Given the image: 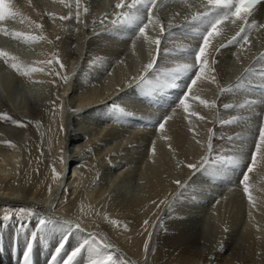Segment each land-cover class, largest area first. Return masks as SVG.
I'll return each instance as SVG.
<instances>
[{"label": "bare ground", "instance_id": "bare-ground-1", "mask_svg": "<svg viewBox=\"0 0 264 264\" xmlns=\"http://www.w3.org/2000/svg\"><path fill=\"white\" fill-rule=\"evenodd\" d=\"M1 1L15 2L12 0ZM17 1L27 7L34 4L30 0ZM101 1L104 3L103 5H106V0H80L79 7H77L76 0H55L54 5L57 7H61L62 4H65V7L66 4L74 5L76 15L79 13L80 16L84 6L88 12L85 14V21L81 20L82 18L78 21L79 28L77 30L73 29L65 34L67 41L65 44L63 42L64 48L62 49L60 44L57 45L58 51L56 50L54 56L55 63L59 59L63 67L56 63L54 68L59 72L58 84L61 86L62 81L65 83L63 77L69 78L70 72L74 68L79 70L81 67L85 68L86 65L93 68L96 63L110 64L107 75L92 85V89H95L98 85L105 83L102 92L94 94L93 91L84 92V89L81 91L78 88L79 93L72 95L76 91L68 94V85L55 90L57 84L53 89L56 94H52L53 97L50 99H47L46 96L45 98L42 95L37 96L24 92L18 94L20 100H16L17 98L8 99L9 96L6 97V93L0 91V264H3L2 259L12 252L30 258L43 257L42 252L54 246L57 247L53 252L54 259L57 262H62L61 264H65V261L77 249H79V254L72 260V264H88L90 259H100L108 255L116 258L118 262L121 261L120 264H264V223L262 227L256 225L254 231L247 232L245 230L247 228L235 223L236 218L221 224L217 217L216 219L203 216L204 218L201 220L194 214L175 213L172 205L170 206L173 211L170 210L171 207L170 211L165 210L166 201H170V198L167 200L170 191L173 189L175 191L172 184L170 186L152 185L147 202L144 199L128 202L119 195L120 192L115 191L114 194L109 193L110 190L107 192L106 182L93 180L91 173L94 170L89 157H93L98 152L100 154L109 153L104 159L108 158L107 162L109 160L114 162L118 159L115 156L124 150L108 152L111 145L101 148L99 143H93L100 128H97L96 134L91 136L93 131L89 134L88 130L86 131L88 127L82 129L83 126H80L81 128H79L71 120L65 125L63 122L65 113L62 108L66 101L71 104L67 106L69 107L68 115L76 111L79 112V110H83L84 114L93 113L98 111L102 102L110 97L119 94L118 98H122L126 94H130L135 87L143 88L146 85L159 83L166 77H172L180 82L175 85L176 91L182 89L177 97L174 90L161 91V86L164 88L163 82L161 86L159 84L152 88L155 92L160 88L161 93L157 97L160 104L168 103L171 97L177 100L166 111L165 117L167 115L169 117L164 123V129H158V133L156 130L155 132L158 139L165 141L172 149H178L183 145L184 133L200 140L201 145H198V148L191 153L190 161L197 166L204 158L212 156L209 170L221 166V163L228 160L226 156L240 150L241 141L237 139L242 140L249 133H257L264 126V106L246 103L252 101L239 86L246 72L242 67H229L227 56H218L208 47L205 53V57L208 58H205L207 71L195 85H192V80L195 79L199 67H195L197 64L196 55L187 54V52L190 50L195 52L197 49L196 45L183 33L193 10L182 9L183 3L177 0H169L159 5L154 12L159 16L160 21L155 32L151 36H147L133 30L128 36L130 45L128 42L126 44L117 39L118 42L125 43L126 45H124L127 46L125 52L117 55L111 50L115 48L113 42L105 43L102 35L104 34L107 38H115L113 35L119 31L118 29L130 25L134 11L142 12V6L148 0H140L132 7L127 6L132 3V0H128L125 7L122 8L116 7L120 0L108 3L107 8L100 5ZM26 10L29 9L26 8ZM56 10L59 11L57 8ZM102 11H106L105 15L99 16ZM122 13H127V17L125 18ZM23 17L25 18V16ZM96 17L98 18L96 19ZM52 19L49 23L46 22L50 25L48 38L56 40L58 18L52 17ZM161 26L163 31H161ZM63 32L66 33L64 29ZM157 39L160 41L159 46L154 43ZM136 41L143 44L138 47ZM129 48L131 49L129 50ZM61 50H64V53ZM127 50L129 51L126 52ZM245 55L246 52H243V56ZM150 62L153 67L147 68ZM97 69L99 68L96 66ZM83 73L82 71V75H80L83 76ZM94 73L98 75L97 72ZM43 74H47V72ZM182 74L188 75V79L180 80L183 78ZM55 81L56 79L54 83H56ZM168 82L165 81V83ZM189 88H191V92H189ZM221 89H226V91L222 92ZM185 97H187L185 101L188 105L187 111L180 103ZM197 97L199 99H196ZM64 98L67 100L65 101ZM200 100L214 102V106L206 107L200 103ZM225 104L232 106L225 108ZM241 105L244 106L241 107ZM149 110L153 113L158 111L157 108L148 106V112ZM199 117H203V119ZM184 120L189 121L191 125L194 123V125L186 127ZM13 121L20 123L16 124ZM226 121L231 122L226 123ZM94 123L92 122V125ZM138 132L130 134L127 139L133 135L137 137L136 139H140L143 133L139 134ZM151 135L153 136V133ZM147 138L150 139V136ZM133 139L135 140V138ZM209 142L212 145L211 150L208 148ZM132 143L129 144L130 147H132ZM248 144L251 145V143ZM134 147H136L135 144ZM125 151L127 152L128 149ZM184 151L187 153L189 146ZM241 151L244 152V149ZM239 153L241 152L239 151ZM162 154L164 153H161L160 156ZM257 154L258 156L264 154V151ZM263 156L260 158L263 160L260 162L263 170L259 178L256 179V183L262 189H264ZM117 161L114 164L119 165L120 161ZM110 165L114 166L113 163ZM184 169L187 171H184L183 177H186L195 168H189L185 164ZM253 173H255L254 170L250 174L248 173L249 180L253 177ZM194 179L197 180L195 177ZM194 179L193 181H195ZM253 179L254 177L251 180ZM185 180L187 179L185 178ZM180 182L181 180L179 184ZM177 185L178 182L176 187ZM218 189L217 191H220ZM201 198L203 197L201 196ZM172 203L174 202L172 201ZM167 206L169 207V205ZM260 211L264 214V208H260ZM28 228L38 232L41 240L30 239L27 236ZM94 248L99 250V255L92 251ZM115 263L113 261V264Z\"/></svg>", "mask_w": 264, "mask_h": 264}, {"label": "rangeland", "instance_id": "rangeland-1", "mask_svg": "<svg viewBox=\"0 0 264 264\" xmlns=\"http://www.w3.org/2000/svg\"><path fill=\"white\" fill-rule=\"evenodd\" d=\"M12 1H15V2L14 3H9V2L6 3L4 1H3L4 3L2 1H1L2 3L0 2V17H2L0 18V21H1L0 22V39H1L0 40V88L2 90L0 89V91L1 93L2 92L4 94L6 93L5 96L6 97L9 96L8 99L17 98L16 100H20L18 98L19 96L18 94H21L24 92L31 93L37 96L39 95H42L43 97L46 96L47 99H50L51 97H53L54 94H56L55 93L56 91H54L53 89L59 83L58 79L60 78L58 75L59 72H57L56 68H54V66H56L54 56L56 55L55 52L57 50V45L60 44L62 49L64 48V44L67 41L65 34H67V32H69L70 30L73 31V29L77 30L79 28L78 21L81 18H82L81 20H84V21L86 20L85 14L88 12V10L85 13L86 6H84L79 16V20H77L76 12H75L76 7L74 5L71 6L70 4H66V7H65V4L64 5L62 4L61 7L60 6L57 7L54 5L55 0H44V1L30 0L34 4L27 7L25 5L20 4V2H18L17 0H12ZM59 1H62V0H59ZM127 2L128 0L125 1L124 4L126 5ZM28 4L30 5L31 3H28ZM26 8H28L29 10H26ZM56 8L59 11H57ZM73 8H74V12H73ZM105 13L106 11H102L99 14V16H103L105 15ZM23 16H25V18ZM69 16L71 18L73 17L74 18L73 19L71 18L61 19V17H69ZM52 17L58 18V23H57V29H58L57 35L58 36H56L57 37L56 40L48 38V29L50 25L47 23L53 20ZM97 18L98 17H96V19ZM63 29L65 30L66 33L63 32ZM104 36L105 35L103 34L102 39L105 43L111 44L113 42L112 43L113 45L117 44V46H119L120 44H122L121 42H125L126 44L128 42V45H130L129 44L130 38L128 37L129 35L127 36L128 39L127 37H125L123 40L119 39L121 42L120 41L118 42L116 37L107 38L105 36L106 37L105 38ZM33 37L35 39H32ZM125 43H123L121 46H123ZM125 45L124 47L126 48L127 46ZM61 51L62 53H64V50H61ZM47 52L48 53L50 52L49 55ZM17 55H18V58H17ZM49 61H51V63H49ZM109 65L110 64L106 65L103 63L102 64L96 63L94 65L95 67L92 66L93 68H90L89 65H86L85 68L81 67L79 68V70L74 68L73 70L75 71L72 70L70 72L71 75H69L67 84L63 83L62 81L61 86L66 87L68 85V94L70 93L72 94L73 92L76 91L72 95H76L79 93L78 88L81 91L84 89V92L93 91L94 94L96 93L98 94V92L100 93L103 91L102 89L105 83L104 85L101 84L95 87L96 90L92 89L93 88L92 85L96 84L95 83L96 81L98 82L100 79H102V77L107 75ZM96 66L97 68H99L97 69L98 71L96 70ZM82 71L85 73V74L83 73V76H81ZM44 72L45 73L47 72V74H43ZM94 72H97L98 75ZM99 72H102L103 74ZM89 73H91V75L88 76ZM54 78L56 79L55 81L56 83H54V80H55ZM78 78L80 82L78 81ZM90 82H93V83H90ZM86 83L90 85L88 86ZM61 86L60 84H58L55 90L60 89ZM133 89L131 90L130 94H126L124 97H122L123 99L120 97L118 98L119 94H117L116 96L114 95L115 97H110L104 100L101 106L98 107L99 108L98 111H95L97 113L93 112V113L84 114L82 113L83 110L82 111L79 110V112L76 111L72 113L71 115H68L69 107L67 106H70L71 104L68 101H66L67 98H64V100L66 101V104L63 106L62 109H63V113H65L63 115V117H65V119L63 120L65 125L67 124L69 120H71L73 121L72 123H75V125L79 128H81L82 126H83L82 129L83 128L85 129L88 127L86 131L88 130L89 134L92 131L94 132L90 134L91 136L92 134L95 135L98 129L100 128L99 129L100 132L99 131L97 132L93 143H97V144L99 143L101 148L106 145H111L108 149V152L109 151L112 152L116 150L117 151L124 150L122 151V153H119L118 156L117 155L115 156L116 158L118 157V159H116L114 162L112 160H109L110 163L107 162L108 158L104 159L105 156H108L109 153L100 154V152H98L96 153V155H93V157H89L90 162L92 163L91 165L93 167L92 169L94 170L91 173L93 176V180L96 179V181L106 182L105 184H107L106 186L108 187L107 192L109 190H110L109 193H112V194L116 192L117 193L120 192L119 195L123 196L125 200H127L128 202H136V201H140L143 199L145 200V202H147L148 201L147 199H149L148 195H149L152 185L158 186L159 184H161L165 186H170L172 184V188L174 186L175 191L174 189L173 191L171 189H170L171 191L169 190L171 193H169L170 195L168 194L169 196L167 195L168 196L167 200H169L170 198V201H166L165 210H169L171 207L170 205H172V207L175 209L174 210L175 213L182 212L184 214L186 213L194 214V216L201 218V220H203L204 217L205 218H212V217L216 218L217 217L219 218L218 222H221V224L228 222L232 218H236L235 223L247 228L245 229L247 232L249 230L250 232L254 231L256 225L259 227H262V224L264 223V214L262 213V211H260V208L261 209L264 208L263 206L264 205V189L259 187V185L256 183L257 182L256 179L257 177L259 178L263 170L261 169V163H260V162H263V160H261L260 158L264 154H259L258 156L257 154L258 152H256V164L254 165L255 173H253L254 179L251 180L253 178L252 177L249 180V182H247L249 193L251 194V201L249 200V196L243 191L244 185L241 183L243 176L247 173L248 166L251 164V156L255 152L254 151L255 144L257 143V139H258L260 131L257 133H253V134L249 133L245 135L242 138L243 142L241 139L240 140L237 139L238 141H241L240 144L243 147L240 145V150H238L237 152H234L233 154L232 153L229 154V156L230 155L233 156L232 158L229 156H226V159H228L229 161L228 160L224 162L222 161L223 163L220 164L221 166L216 167L217 169L212 168V170L211 169L209 170V164H211L210 162L212 161V156H207L206 159L204 158L195 167V169L191 170L188 176L183 177V174L185 173L184 171H187L186 169H184L185 164L187 165L193 164V162L190 161L191 153L194 152L196 148H198V145H201L200 140L195 139L194 136L192 135H188L187 133L186 134L184 133L183 138H182L183 145L180 146L178 149L169 148L167 143L161 139H158V136H157L158 131L161 130L160 129L161 123H165L169 117V115L165 117L167 114L166 111L169 108L168 109L163 108L161 110L157 108L158 111L156 113H153L152 111L150 112V110L148 112V106L145 107L144 105H140V103H138V101L136 100H130V98L132 97ZM158 90H160V88H158ZM139 106H144L145 109L141 110ZM114 107H120V108L122 107V109L123 110L125 109L126 112L129 111L130 113H133L134 115L131 116V118L133 119L137 117L135 115H138L140 117L145 118L144 120L148 119L149 121H152V119H156V120L159 119L160 118L159 112H160L161 114H163L162 121L158 128L150 125L151 122H146L144 126H137V125H134L133 121H131L132 119L130 120L125 117L122 118L119 123H115L111 120L109 116H108L109 119L106 117L108 114L107 112H111V111L113 113L112 115L110 114L112 117H117V114L119 116L121 115L117 112L119 108H114ZM85 116H87V118H85ZM85 121H86V124L87 122L89 123L86 125ZM92 122L93 123L95 122L93 124L94 126L92 125ZM184 124L185 126L187 125L186 127H188V125H191L189 121L187 122L185 120H184ZM192 125H194V123ZM95 128L96 129L98 128V129L96 130ZM155 130L157 131V133L155 132ZM151 131L153 133V136L151 135L152 134ZM134 132L135 133L138 132L139 134H141L142 132L143 134H141L140 139H136L137 137H135L134 135L130 139H127V137ZM145 135L146 137L150 136L151 140L149 138L146 139ZM251 136L254 138H252ZM250 137H251V140H250ZM133 138H135V140ZM131 143H132V147H130L131 145H129ZM248 143H251V145ZM134 144L137 148L134 147ZM188 146H189V151L186 153L184 150ZM125 147L126 149H128L127 152L125 151L126 150ZM244 147L247 149V151ZM243 149L245 153L241 151ZM248 149L249 151L251 150L252 152L250 151L251 152L250 153ZM239 151L241 153H239ZM161 153H164V154L160 156ZM247 153L249 156L247 155ZM117 160L120 161L119 165L114 164L115 162H118ZM111 162L114 165L113 167H115L116 165L115 168H113L112 165H110L112 164ZM121 165H122V168H120ZM105 166L108 168H106ZM125 172L126 173L128 172V173L126 174ZM127 176L128 177L130 176V177L128 178ZM194 177L197 180H195ZM185 178L187 180H185ZM193 179L195 181H193ZM180 180H181L180 182L181 185L178 183L177 187L178 186L180 187L177 188L176 183L179 182ZM235 185H237L238 188ZM185 186L188 188H186ZM229 187H230V190H229ZM217 189L220 191H217ZM234 189L236 190L235 192H234ZM176 191L179 193L177 194ZM172 192L174 193L172 194ZM175 192L177 195L175 194ZM219 192L220 194H218ZM197 195H199L200 197H198ZM134 196L136 197L134 198ZM201 196L203 198H201ZM178 199H179V202H178ZM172 201L174 203H172ZM167 205H169V207ZM172 207L170 209L171 211H173ZM28 233L30 234V236L34 235L38 237V234L37 233L34 234V232L31 230H29ZM39 240H41V238ZM113 259H114L113 261L116 262L115 264L121 263V261L118 262L116 258H113Z\"/></svg>", "mask_w": 264, "mask_h": 264}, {"label": "snow or ice", "instance_id": "snow-or-ice-1", "mask_svg": "<svg viewBox=\"0 0 264 264\" xmlns=\"http://www.w3.org/2000/svg\"><path fill=\"white\" fill-rule=\"evenodd\" d=\"M140 2V0H132V3L130 5H127L128 7L134 6L136 3ZM262 0H208L209 5L213 9L216 8H222V9H228V11L223 12L222 15H218L214 22H212L209 30L206 31V33L203 35V40L202 44L199 47V50L196 54V62L199 67V71L195 77L194 80H192V85H195L198 80L201 79V76L207 71V65L205 61V53L207 48L209 47L210 43V38H212L214 35L218 33V26L222 24L225 21L231 20L232 23L236 22V19L241 20L242 22H246V17L251 16L253 13V10L257 7V5L261 4ZM77 7H79L80 0H76ZM149 3L151 5V8H155L156 6V0H149ZM117 8H122L125 7L124 0H120V3L116 5ZM239 9V11H238ZM87 12V8H85V13ZM122 15L127 17V13H122ZM204 15H207L205 13ZM2 18V17H0ZM71 17H61V19H70ZM77 20H79V13L76 15ZM193 19H200V16H194ZM148 23L144 24L140 29L139 32L141 35L145 34V30L148 27V24L152 23L153 21V16L151 11H149L148 17H147ZM253 27H256L255 24H253ZM161 31H163V27L161 26ZM244 28L241 26L240 27V32H243ZM32 39H35L34 37ZM154 43L159 46L160 41L157 39L154 41ZM220 47H224L223 44L220 45ZM51 63V61H49ZM56 63L60 64L61 67H63V64L60 62L59 59L56 60ZM153 64L150 62L147 65V68H152ZM214 79V77H213ZM63 80L65 83L68 82V77L65 76L63 77ZM221 91H226V89H221ZM189 92H191V88H189ZM186 99H182L180 101L181 104L184 105L185 110L187 111L188 105L186 104ZM196 99H199L197 97ZM200 103L205 105L206 107H213V103H209L207 100H200ZM246 103H254L253 102H246ZM232 105L225 104V108H229ZM244 105H241L243 107ZM200 119H203V117H199ZM231 121H226V123H230ZM13 123L19 124V121H13ZM165 124L161 123L160 129H164ZM211 142H209L208 148L211 150ZM264 151V126L261 127L259 136H258V141L255 144V152L251 156V164L248 166L247 173L243 176V179L241 183L244 185V192L249 196V200L251 201V194L249 193V188L247 185V181L249 180L248 173H251L254 170V165L256 164V152ZM206 159V158H205ZM189 168H195L196 165L194 164H189ZM179 183V182H178ZM147 223V222H146ZM87 243V242H86ZM92 251L96 252L97 255H99V250L98 249H92ZM79 254V249L74 251L71 256L65 261V264H72V260ZM88 264H113V257L111 255H108L106 257H102L100 259H90Z\"/></svg>", "mask_w": 264, "mask_h": 264}, {"label": "clouds", "instance_id": "clouds-1", "mask_svg": "<svg viewBox=\"0 0 264 264\" xmlns=\"http://www.w3.org/2000/svg\"><path fill=\"white\" fill-rule=\"evenodd\" d=\"M238 11H239V9H238Z\"/></svg>", "mask_w": 264, "mask_h": 264}]
</instances>
